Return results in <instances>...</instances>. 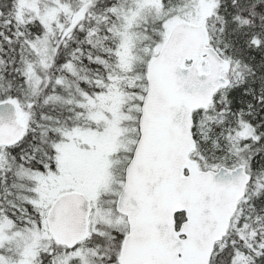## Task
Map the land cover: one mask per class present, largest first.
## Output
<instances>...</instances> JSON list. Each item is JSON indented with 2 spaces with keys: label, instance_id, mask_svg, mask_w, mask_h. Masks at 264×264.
Segmentation results:
<instances>
[{
  "label": "snow or ice",
  "instance_id": "1",
  "mask_svg": "<svg viewBox=\"0 0 264 264\" xmlns=\"http://www.w3.org/2000/svg\"><path fill=\"white\" fill-rule=\"evenodd\" d=\"M0 264H264V0H0Z\"/></svg>",
  "mask_w": 264,
  "mask_h": 264
}]
</instances>
